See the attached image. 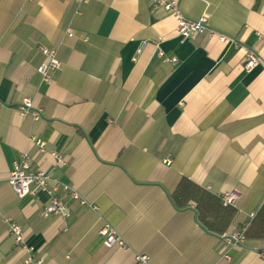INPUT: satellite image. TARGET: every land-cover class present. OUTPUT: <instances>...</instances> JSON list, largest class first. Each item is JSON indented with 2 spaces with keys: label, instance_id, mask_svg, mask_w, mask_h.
I'll return each instance as SVG.
<instances>
[{
  "label": "crops",
  "instance_id": "obj_1",
  "mask_svg": "<svg viewBox=\"0 0 264 264\" xmlns=\"http://www.w3.org/2000/svg\"><path fill=\"white\" fill-rule=\"evenodd\" d=\"M149 1L0 0V264H25L9 221L43 264H264V236H246L264 207V0H179L237 44L181 40ZM39 46L57 49L49 83ZM250 52L259 61L245 70ZM24 98L43 118L20 116ZM22 153L97 210L69 201V217H41L46 193L18 198L8 184ZM231 191L236 209L216 197ZM105 223L126 248L103 245Z\"/></svg>",
  "mask_w": 264,
  "mask_h": 264
},
{
  "label": "built area",
  "instance_id": "obj_2",
  "mask_svg": "<svg viewBox=\"0 0 264 264\" xmlns=\"http://www.w3.org/2000/svg\"><path fill=\"white\" fill-rule=\"evenodd\" d=\"M77 9L82 5L87 4L90 0H75ZM150 5L153 8L160 7L165 12L170 14L174 19V34L181 40H187L196 34L206 33L209 37L217 36L220 42H229L237 44L235 40L229 38L223 34L218 33L207 23L206 17H202L199 20H191L183 15L179 8V0H150ZM79 11H77L78 13ZM66 36L72 37L73 32L70 27L66 30ZM40 52L44 56V62L37 67V73L39 74L41 81L49 83L52 79L53 72L60 68V61L57 57V49L47 48L39 46ZM141 52V47L136 51L133 61ZM160 57H164L165 61L175 65L178 63L176 58H167L163 52H159ZM259 61V57L250 52L246 56L245 64L243 68L250 70ZM18 113L22 117L29 116L33 120L43 118V112L41 109L33 106L32 102L28 98H24L21 104L17 108ZM31 142L38 148L39 152L45 151V142L36 137H31ZM51 155L55 158L57 163L62 162V158L56 152H51ZM165 164H170V159L164 160ZM8 184L18 198H24L29 195H35L37 192L42 191L47 195V203L40 212V216L47 218L51 215L67 218L71 215L69 208V201H75L82 207H88L93 211L97 208L94 205L89 204L78 191L61 182L50 172L41 168H32L30 165V157L26 153H22L18 160L12 163V169L8 175ZM216 197L220 200L221 204L225 207L237 208V203L240 199V194L231 191L216 194ZM264 204V200H263ZM250 219L254 218L251 214ZM8 233L14 238L15 243L20 246L26 252L25 264H43L41 258H35V252L32 247L26 245L22 229L19 225L13 222H7ZM248 227L246 223L239 231L234 232L226 237L225 251L223 258H228V251L237 246L242 247L245 243V233ZM100 235L103 237V245L106 248H126L127 244L123 238L107 223L104 224L100 230ZM264 257V256H263ZM135 264H149V258L146 255L138 254L135 256Z\"/></svg>",
  "mask_w": 264,
  "mask_h": 264
},
{
  "label": "trees",
  "instance_id": "obj_3",
  "mask_svg": "<svg viewBox=\"0 0 264 264\" xmlns=\"http://www.w3.org/2000/svg\"><path fill=\"white\" fill-rule=\"evenodd\" d=\"M225 207V206H224ZM256 226L258 228V237L264 236V207L255 216L251 227L248 229L246 236H250V230Z\"/></svg>",
  "mask_w": 264,
  "mask_h": 264
}]
</instances>
